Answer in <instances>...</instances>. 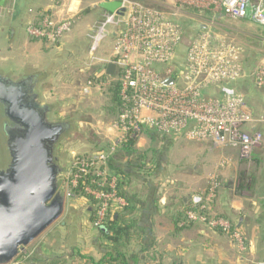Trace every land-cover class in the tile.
Here are the masks:
<instances>
[{"label":"built area","instance_id":"built-area-1","mask_svg":"<svg viewBox=\"0 0 264 264\" xmlns=\"http://www.w3.org/2000/svg\"><path fill=\"white\" fill-rule=\"evenodd\" d=\"M113 2L119 6L113 12L105 11L93 47L95 50L110 34L113 52L110 58L99 60L104 70L95 72L93 77L98 81L90 80L84 91L97 86V82L105 88L112 83L119 85L122 109L112 127L120 136L105 151L77 157L63 187L66 198H72L71 188L82 177L101 176L102 185L107 184L110 189L108 192L86 189L101 201L96 228L102 226L111 204L127 205L118 197L119 177L111 176L107 162L123 143L130 139L138 141L144 130L235 148L241 160H249L263 140L258 127L264 124V116L253 112L237 86L251 78L264 91V66L247 71L243 48L227 37L220 22L224 18L251 20L264 27V0H102L100 3ZM8 3L6 0L0 9H5ZM73 11L70 8L63 16ZM63 16L54 19L43 15L42 24L29 23L27 35L59 43L72 22ZM183 17L198 19V23L188 30L181 22ZM107 26L111 27L110 31ZM108 64L115 65L113 75L106 74ZM169 79L172 85H163ZM220 184L218 177H211L205 196L192 197V208L204 203L202 208L210 210ZM186 223H201L223 232L231 228L227 218L205 216L194 210L186 213ZM233 238L241 250L246 247L240 231L235 230ZM23 253L24 250L19 256Z\"/></svg>","mask_w":264,"mask_h":264},{"label":"rangeland","instance_id":"rangeland-1","mask_svg":"<svg viewBox=\"0 0 264 264\" xmlns=\"http://www.w3.org/2000/svg\"><path fill=\"white\" fill-rule=\"evenodd\" d=\"M101 1L102 0H9V5L0 13V74L12 79H17L26 69L33 68V66L37 67L34 69H46L45 72L42 71L43 74H41V77L43 76L44 78L46 75V79L40 82L38 93L43 101L52 106L53 112L51 116L54 120L68 121L72 124V130L63 137L56 151L58 163L63 169L60 179V189L62 191L63 187L66 186V175L69 173L77 157L92 156L93 152L91 151L106 148L120 136L119 132L112 127L113 123L118 118V113L114 111V105L110 102L111 100H109V88H105L103 84L99 85V82H97V86L91 88L88 92L84 91L90 80H97L93 76L97 72L100 73L104 70V66L99 63V60L110 58L113 52V38L110 34H107L100 41L95 50H93L96 31H98L106 15L105 10L95 7ZM19 7H21L20 10H22L23 13L26 14L28 12L32 17L27 20L25 16V18L21 17L20 20L13 21L12 12ZM76 7H78L77 10ZM70 8L74 10V13L72 12L73 14L69 16H63ZM45 14L54 19H59L63 16L72 20L69 30L63 34V38L59 43L55 44L46 40V38L41 40L31 38L27 35L26 28L29 23L42 24V16H46ZM36 16L39 19L34 21ZM181 22L188 30H192L191 27L195 26L196 22L198 23V19L192 21L183 17L181 18ZM220 26H222L223 31V26L225 27V31L227 32L226 35L230 40H233L243 48L245 52L244 66L247 71H252L255 68L264 66L263 26L251 20H230L226 18L220 22ZM110 30L111 27L107 26V31ZM26 38H30L35 42L41 41L45 45L53 48L50 53L38 59L39 61L44 59L43 67L39 61L34 62L38 56L30 60L25 58L26 49L23 46V42ZM101 80L103 82L106 81L104 78ZM237 87L240 93L245 96L253 112L257 115L264 116V91L257 88L251 78L240 81ZM3 120L2 115H0V169L6 168L9 164V155L6 146H2L4 138H2L1 134V121ZM157 135L161 136L158 133ZM143 136L147 137L146 133H143L141 137ZM169 140H172V138L170 137ZM156 142L145 144L143 151H148L147 157L153 160L154 153L160 148H163L162 146L164 145V148L160 150V155L163 159L162 166L158 169V176L163 177L164 180L174 179L182 184H186V193L195 192L199 187L203 186L204 179H207L205 184L207 185V190L209 189V177L214 176L212 173H215L216 170L215 164L218 158L216 154L219 152L220 147L211 146L213 152L211 166L208 165L209 167L202 168L204 171L203 176L198 177L196 175L195 178L191 179L188 178V174L183 173L188 166L187 159L197 155L195 160L200 162L198 158L199 153L203 151L202 149L210 148V146L193 142L172 143L171 141L168 144L160 142L163 144L161 146L159 141ZM262 143L263 145L261 144V146H263V149L264 134ZM261 146L252 152L249 160H241L238 156L236 157L235 151L223 150L224 155L229 154V156L231 155V157H234L231 168H237L239 171H246V177L240 180V185H245L243 187L244 190H246L249 183H251V176L254 174L256 168L254 155L257 149H261ZM161 152L163 153L161 154ZM235 182L233 181V184H231L232 187L236 184ZM90 211L91 209L85 201H72L71 198H67L63 217L19 256V259L21 258L20 261H18L19 259L17 258L16 261L11 264H29L33 262L32 260L38 256L39 252L45 251V253H50L49 250L54 244L57 246L56 242H59L60 235L67 233L66 229H63L64 226L62 223L68 224L71 231L73 228L75 229V233H79V235L83 234L84 230L82 224L84 223L85 240L88 241L89 235L86 234V232L90 233L87 228ZM211 215L215 214L211 213ZM166 227L168 229V223H163L161 230L165 232V240L168 237V232L165 231ZM208 227L216 231V229L210 226ZM91 228L97 231V228L93 225H91ZM192 238L194 237L190 233H184L183 235L185 242ZM243 239L246 243L247 239L245 237H243ZM214 243H216V240ZM217 247L216 244H213L211 249L204 252L206 257L211 253L209 258H215L212 259L211 264H215L214 262L217 261L216 258L219 255V252L216 251ZM224 251L226 252L227 249L225 248ZM239 251H241V253L246 252L247 243L246 247L244 246L242 250L239 248ZM248 254L249 252L247 256H244L245 261L243 263L239 261V264H259L261 262H256L253 256L250 257ZM46 255L47 257L49 256L48 254ZM232 255L233 254L230 256L229 254L228 259L230 261L233 262L238 260ZM237 258H239V256H237Z\"/></svg>","mask_w":264,"mask_h":264},{"label":"crops","instance_id":"crops-1","mask_svg":"<svg viewBox=\"0 0 264 264\" xmlns=\"http://www.w3.org/2000/svg\"><path fill=\"white\" fill-rule=\"evenodd\" d=\"M20 8L21 7L12 12L13 21L20 20L21 17L25 18V16L27 20L32 17L28 12L26 14L23 13ZM3 11L4 9H0V13ZM38 19L39 18L36 16L34 21ZM23 46L26 49L25 58L27 60L35 59V56H38L34 62H38V59L50 53L53 49L41 41L35 42L30 38L24 40ZM43 62L44 59L39 61L42 67L44 64ZM34 68L37 67L33 66V68L26 69V72L20 73L21 75L18 78L29 74H38L41 76V74H43L42 71L45 72L46 70ZM40 79L41 81L45 80L46 75L44 78L43 76L40 77ZM39 86L40 82L37 85V89ZM258 129L264 134V124L260 125ZM160 137H162L163 140L160 139ZM160 137L156 140L159 141V143L165 142L168 144L171 141L172 143L193 142L209 145L210 148H205L204 146L205 149H202L203 151L199 153L198 158L200 162L195 160L197 155L190 157L187 159L188 166L183 171V173L188 174V178L191 179L195 178L196 175L198 177L204 175L202 168L209 167L208 165L211 164L213 157V152L211 150L212 144L210 142L192 141L185 136L161 135ZM170 137L172 140H169ZM147 143H152L148 136L141 137L137 141V151L139 153L145 152L143 149ZM163 144H161V146ZM162 147L164 148V145ZM262 147L263 146L260 148L262 149ZM161 149L162 148L159 150ZM261 149H257V153L255 152L254 161L256 168L254 174L251 176V183H249L246 190L243 189L245 186L244 184L240 185L241 178L246 177V171H239L237 168H231L234 157H231V155L229 156V154H223V150H230L235 151L236 157H239L237 149L220 147L219 152L216 154L218 158L216 159L215 173L212 169V174L218 177L222 184V187L219 189L211 204L213 206V213L215 215L227 217L236 225L237 230L247 239L246 252L241 253L239 247L230 236L214 231L207 225L195 223L188 228L177 229L175 225L177 215L180 211L185 210V208L193 207V196H205L207 193V185L205 184L207 179L203 180V186L199 187L195 192L186 193V184H182L177 180H164L163 177L156 176L155 172L152 177L146 178L144 173L138 170L134 171L133 169H127V173H129L130 177L126 179L125 190L126 193L130 195H137L133 217L138 222V227L142 232L139 241L132 242L130 250L141 253L144 258L143 264H174L177 262H183L185 264H211L212 259L215 258H209L211 253L206 257L204 252L211 249L213 244H216L218 246L216 251L219 252V255L216 258L217 261L214 262L215 264H239V261L243 263L245 261L244 256H247L248 252V256H253L256 262H264V148ZM210 178L211 177H209V179ZM233 181H236L235 183L237 185L234 184L232 187L231 184H233ZM163 223H168V229L166 227L165 231L168 232L169 238L167 237L166 240L164 237L165 232L161 230ZM87 224L88 231L90 232H86V234L89 235L88 241L85 240L84 223L82 224L84 231L83 234L80 235L79 233H75V229L73 228L71 231L68 224L62 223L64 226L63 229H66L67 233L60 235L59 242H56L57 246L54 244L49 250L50 253H45V251L39 252L38 256L32 260L33 262L29 264H52L55 259L65 261L66 264H90L84 257L91 258L95 263H98L103 255V251L101 250L103 241H101L98 231L91 228L92 224L90 220ZM184 233H190L194 238L185 242L183 239ZM215 240L216 243H214ZM225 248L227 249L226 252L224 251ZM46 254L49 256L47 257ZM229 254L230 256L233 254L232 256H235L238 260L233 262L230 261L228 259ZM237 256H239V258H237ZM17 258L19 259V256ZM20 259L18 261H20Z\"/></svg>","mask_w":264,"mask_h":264},{"label":"water","instance_id":"water-1","mask_svg":"<svg viewBox=\"0 0 264 264\" xmlns=\"http://www.w3.org/2000/svg\"><path fill=\"white\" fill-rule=\"evenodd\" d=\"M6 0H1L4 5ZM119 4L100 3L113 12ZM114 64L106 74L113 75ZM38 75V74H37ZM37 75L17 79L0 74V104L4 108L9 164L0 169V264H11L64 215L66 196L60 189L63 169L56 155L60 141L71 130L68 121L52 118L43 101ZM171 79L163 85H172Z\"/></svg>","mask_w":264,"mask_h":264},{"label":"trees","instance_id":"trees-1","mask_svg":"<svg viewBox=\"0 0 264 264\" xmlns=\"http://www.w3.org/2000/svg\"><path fill=\"white\" fill-rule=\"evenodd\" d=\"M110 92V102L114 105V111H117L118 115L122 109V102L120 98V87L117 83H112L109 87ZM151 142H156L159 139V135L153 130H144ZM160 139L163 140L162 137ZM109 146V145H108ZM106 148H102L93 153L99 151H105ZM137 141L130 139L129 141L123 143L116 153L110 157L107 162V168L109 169L111 176H118L119 180L117 182V193L118 197L126 201V206H119L116 203L111 204L107 214L105 215L102 226L98 227L96 230L100 234L102 245L101 250L103 251L102 258L98 263H95L93 259L86 258V261L90 264H143L144 258L141 253L137 251L130 250V245L133 241H139L141 237V229L138 227V222L134 219V212L136 206L137 195H130L126 193V179L130 177L127 173V169L138 170L144 173L145 177H152L153 172L157 176L158 169L162 166V159L160 155V150L154 153L153 160L147 157L148 151L138 152L137 151ZM163 149V148H162ZM163 151V150H162ZM163 152H161L162 154ZM128 160H127V159ZM126 161L124 162V160ZM110 176V177H111ZM109 178V177H108ZM110 180V178H109ZM108 180V181H109ZM220 181V180H219ZM222 187L220 184L219 189ZM96 192H108L110 189L108 185H102L101 176L97 175H87L79 180V184L76 187L71 188L72 200H83L90 207V222L94 226V223L98 219V211L101 201L95 198L92 194L88 193L86 189ZM204 203L195 206L194 208H185V210L180 211L177 215L176 227L177 229H185L190 227L192 224L186 223V213L190 210H194L199 214L205 216H210L213 213V206L211 209H203ZM227 218L225 216H222ZM228 219V218H227ZM237 230L236 225L231 222V228L227 232L222 230H217L223 235L230 236L233 240V232ZM52 264H66L65 261H59L55 259ZM174 264H184L183 262H177Z\"/></svg>","mask_w":264,"mask_h":264},{"label":"flooded vegetation","instance_id":"flooded-vegetation-1","mask_svg":"<svg viewBox=\"0 0 264 264\" xmlns=\"http://www.w3.org/2000/svg\"><path fill=\"white\" fill-rule=\"evenodd\" d=\"M29 75H31V74H29ZM36 75V74H35ZM40 75H37L36 77H35V79H40ZM0 115H2V118L4 119V108H3V106L0 104ZM5 125L6 124H4V120L3 121H1V134H2V138H4V140H3V142H2V146L3 147H5L6 145H5V142H6V137H7V135H6V133H5ZM6 150H7V148H6ZM8 152V151H7Z\"/></svg>","mask_w":264,"mask_h":264}]
</instances>
